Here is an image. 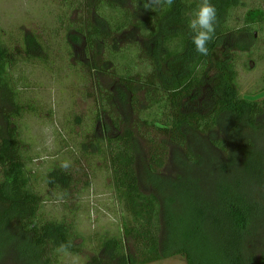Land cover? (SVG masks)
Returning a JSON list of instances; mask_svg holds the SVG:
<instances>
[{
    "label": "trees",
    "instance_id": "1",
    "mask_svg": "<svg viewBox=\"0 0 264 264\" xmlns=\"http://www.w3.org/2000/svg\"><path fill=\"white\" fill-rule=\"evenodd\" d=\"M62 1L71 10L80 6L76 34L69 38L73 42L84 39L86 58L92 60L89 65H77L87 66L99 85L97 103L87 110L92 115L91 124L106 117L113 127L121 129L105 139L94 135L90 144L99 158L110 163L114 186L125 193L132 223L125 225L124 232L136 246L138 262L147 264L181 255L187 264H264V236H257L264 233V150L249 138L240 154L227 146L226 140L216 139L213 143L228 155L227 162H223L219 156L212 155L210 160L197 155L188 139L190 131L206 135L218 130L225 116L261 131L258 123L264 119V99L257 101L239 94L235 52L217 51L220 42L231 34L249 33L255 38L252 27L264 18V10L249 9L240 27L232 25L231 19L242 0H211L217 8L218 23L214 39L208 44L209 55L202 56L196 52L188 28V19L200 0H174L171 7L148 12L143 11V0H127V4L124 0ZM130 32L137 37L119 45L117 41ZM54 56L47 41L35 34L25 35L22 49L12 50L0 40V93L13 106L12 110L2 111L5 125L0 126V263L14 252L22 264H58L57 248L61 244L70 245L68 252L79 253L67 222L41 216L45 195L39 182L45 183L47 194L65 198L76 182L73 171L56 166L42 174L39 181L29 168L33 159L19 123L26 114L37 115L46 109L44 103L21 96L12 73L20 60L40 59L48 67L54 65ZM213 70L215 76H211ZM102 77L118 79L125 91H120L123 102L130 95L131 108L139 107V122L132 127L123 128L122 107L115 103L114 93L100 82ZM206 79L215 80L214 89L220 96L207 114L186 112V99L194 97ZM69 110L68 114L75 113ZM53 113L50 109L49 115ZM77 123L81 124V118ZM234 130L239 133V127L234 126ZM154 131L166 136L167 141L158 139ZM139 134L150 146L145 167L150 190L143 188L138 169ZM169 143L179 148L191 164L210 162L218 177L213 198L202 197L200 179L187 176L190 168L175 179L161 175L170 154ZM93 157L86 159L92 163ZM231 174L234 183L228 181ZM165 179L172 183L163 185ZM245 179L248 189L244 187ZM177 207L183 212L178 214ZM257 239L263 248L250 255L248 248ZM104 250L109 258H98V262L95 258L94 264L136 262L126 254L120 236L107 239Z\"/></svg>",
    "mask_w": 264,
    "mask_h": 264
},
{
    "label": "rangeland",
    "instance_id": "2",
    "mask_svg": "<svg viewBox=\"0 0 264 264\" xmlns=\"http://www.w3.org/2000/svg\"><path fill=\"white\" fill-rule=\"evenodd\" d=\"M123 2L127 4V0ZM253 8L264 10V0H242V5L232 14V25L242 27L245 24L246 12ZM80 16L79 5L71 10L63 6L62 0H0V40L12 50L15 47L22 49L25 35L35 34L42 41H47L55 55L54 65L45 67L40 59L20 60L12 71L14 80L19 83V86L15 87L21 90V96L25 99L30 98L33 102L44 103L46 109L37 115L26 114L19 123L24 144L33 159L29 168L40 181L42 174L48 173L56 166L61 167L63 162L68 161L69 170L73 171L76 180L68 197L65 198L58 197L60 196L58 194V196L47 194L45 183L36 182L37 184L39 182V188L45 195L41 216L46 220L58 219L67 222L73 231L74 243L79 247L77 254L60 253L58 264H94L95 258L97 262L98 258L107 260L110 254L104 250V243L109 238L119 236L123 238L126 254L136 260L131 264H142L138 262L140 257L134 242L131 238L125 237V225L132 223L125 193L115 188L110 163L99 158L97 150L90 144L94 135L105 139L109 135L119 133L121 129L113 127L106 117L91 124L89 117L91 114H87L88 108H93L97 103L99 85L94 73L89 72L87 66L77 65V62L89 65L92 60L90 56L86 58L84 39L73 42L69 38L76 34L74 30ZM252 28L256 34L255 38L249 33L231 34L220 42L217 52L220 54L227 49L235 52L238 58L239 94L248 99L262 101L264 99V18L258 19ZM125 37L117 43L125 45L137 35L130 32ZM20 57H23V51ZM211 76H215V70L211 72ZM100 82L114 93L115 103L122 107L123 128L132 127L139 122L137 114L139 107L134 108L135 110L131 108L130 95L127 97V102H123L120 91L124 88L118 79L102 77ZM215 85V80L206 79L196 95L186 99V112L207 114L215 99L220 96L214 89ZM69 108L75 113L68 114ZM4 109L12 110L13 106L0 93V126L2 127L5 125L2 114ZM50 109L54 111L51 116ZM80 118L81 124L77 123ZM260 120L258 126L264 131V119ZM234 126L239 127V133L234 130ZM261 131L257 132L247 122H239L235 117L225 116L218 130L206 135L190 131L188 139L197 155H203L210 160L212 155L219 156L223 162H227L228 155L213 143L216 139L226 140L227 146L232 150L241 151L240 154L248 146L249 138L264 150V136L258 135L264 133ZM154 133L158 139L167 141L166 136H160L155 131ZM138 141L140 146L138 169L142 177L141 182L144 189L150 190L152 189L150 179L145 173L150 146L141 135L138 136ZM84 144L87 146L84 147ZM168 146L170 154L165 167L160 170L161 175L175 179L186 174L190 168L187 176L193 180L200 179L202 197L213 198V189L217 185L218 177L213 174L214 167L210 162L205 160L200 166L191 164L179 148L170 143ZM80 147H84L85 152L81 151ZM92 155L94 161L89 163L86 157ZM237 168L238 171L241 169L239 166ZM228 181L235 182L232 174ZM162 183L164 185L172 182L165 179ZM244 187L248 189L246 179ZM176 194L178 195L179 191ZM177 209L178 214L183 212L181 207ZM166 230L164 226L165 238ZM257 236L263 237L264 233ZM251 244L253 245L248 248L250 255L257 254L263 248L259 239ZM117 263V260L113 262V264ZM0 264L22 263L16 253L10 252ZM147 264H187V261L185 257L175 255Z\"/></svg>",
    "mask_w": 264,
    "mask_h": 264
},
{
    "label": "clouds",
    "instance_id": "3",
    "mask_svg": "<svg viewBox=\"0 0 264 264\" xmlns=\"http://www.w3.org/2000/svg\"><path fill=\"white\" fill-rule=\"evenodd\" d=\"M173 4L174 0H143V11L159 10L163 6L171 7ZM217 23L216 6L211 3V0H200L188 19V28L193 33L192 42L198 54L209 55L208 44L214 39ZM61 167L67 170L70 162H63ZM69 247L70 245L61 244L57 251L67 254Z\"/></svg>",
    "mask_w": 264,
    "mask_h": 264
}]
</instances>
